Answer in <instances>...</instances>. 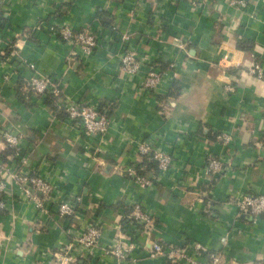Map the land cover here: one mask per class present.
<instances>
[{
    "label": "crops",
    "instance_id": "crops-1",
    "mask_svg": "<svg viewBox=\"0 0 264 264\" xmlns=\"http://www.w3.org/2000/svg\"><path fill=\"white\" fill-rule=\"evenodd\" d=\"M245 1L0 0V130L25 135L29 167L52 183L55 198L81 199L72 217L58 215L55 198L40 213L8 180L0 264H59L50 255L94 220L104 226L98 247L71 264H116L105 251L117 243L130 249L127 264H181L169 250L192 244L221 252L223 264H264V216L252 222L232 203L264 194V76L249 73L254 62L264 70V0ZM67 25L96 33L92 55L74 57L50 31ZM126 33L145 64L135 77L121 70ZM150 66L168 71L155 91L143 88ZM33 74L60 79L70 100L111 109L100 155L45 97L19 96ZM221 134L233 142H218ZM145 139L173 158L170 171L148 173L147 189L113 169L142 164ZM7 149L0 137V164L12 166ZM209 154L225 163L215 178L206 173ZM136 202L154 214L148 230L129 219ZM155 243L163 252L155 254Z\"/></svg>",
    "mask_w": 264,
    "mask_h": 264
},
{
    "label": "built area",
    "instance_id": "built-area-1",
    "mask_svg": "<svg viewBox=\"0 0 264 264\" xmlns=\"http://www.w3.org/2000/svg\"><path fill=\"white\" fill-rule=\"evenodd\" d=\"M142 1L146 0H138V2ZM230 4L242 8L247 6L245 0H230ZM50 31L58 35L74 49L72 52L74 57L90 56L99 47L98 36L91 29L76 30L72 26L67 25L58 28L51 27ZM121 38L124 44V52L121 57V70L125 75L132 77L138 76L145 65L144 61L132 44L131 35L127 33L122 34ZM179 46L182 47L181 44ZM173 67L172 65L170 66L171 69ZM29 68L31 71H34L36 67L31 64ZM263 71L262 65L254 62L250 67L249 73L258 78H262L264 76ZM167 73L168 71L163 70L160 66H150L143 80V88L151 91L157 90L164 83ZM27 87L34 95L42 97L52 95L59 97V109L66 113L71 122L82 129L85 137L95 142L90 149L92 154L100 155L103 152L100 141L105 138L110 128L108 114L110 110L108 108L102 109L100 106L78 103L66 98L63 95L62 81L50 76H37L33 74L27 79ZM0 137L5 142L7 148L14 150L11 157L13 161L11 165L13 167L8 164H0L1 172L7 176V179L0 183V211L6 208L5 193L7 191V181L11 180L24 190L40 213H48L49 203L55 198L53 195L55 188L40 173L30 169L29 159L24 156L22 150L25 135L13 129L5 128L0 130ZM217 139L218 142L225 146L233 142V137L230 134H221ZM138 154L141 157L150 156L151 159L156 160L158 162L159 173H166L173 166L172 156L161 149L155 148L146 139L138 143ZM14 162H16L15 168ZM137 166L136 164L125 166L117 165L113 169L116 173L131 179L140 188H151L154 183V177L140 174ZM224 169V161L212 154L207 156L206 173L209 176L214 178L220 176L224 172ZM55 199L58 201V215L61 218L74 216L78 210V204L81 201L80 198L74 196L66 199L59 197ZM211 203L212 199H209L208 204ZM232 203L238 208L240 214L248 216L252 222H256L264 216V194H258L256 196L245 195ZM130 207L129 219L131 222L141 226L145 230L151 228L154 224V214L139 202L132 203ZM103 231V224L99 220H94L84 228L81 234L74 237L71 243L65 244L64 248L50 256L52 259L58 261L59 264H71L86 255H93L99 245ZM153 250L155 254L161 253L163 252V247L155 243ZM105 254L115 258L116 264H127L130 258V249L124 244L117 243L109 247L105 251ZM169 257L181 264H223V254L221 252H212L201 244L186 245L177 250L172 248L169 250Z\"/></svg>",
    "mask_w": 264,
    "mask_h": 264
},
{
    "label": "trees",
    "instance_id": "trees-1",
    "mask_svg": "<svg viewBox=\"0 0 264 264\" xmlns=\"http://www.w3.org/2000/svg\"><path fill=\"white\" fill-rule=\"evenodd\" d=\"M9 54H10V51L8 52V55ZM161 68L163 70H167V68L164 67V66H161ZM28 91H29V93H24L23 94L22 89L20 88L19 96L22 97V98L23 97L24 98H26V97L30 98V96H32L33 93L30 90H28ZM172 94H174V92H172ZM45 98L47 100L46 104L49 107H51L53 110L57 111L60 114H65L66 115L65 112H63L62 110L59 109V104H58V101H60L59 97L52 96V95H47ZM110 111H111V109H110ZM109 113L110 112H108V114ZM13 153H14V150L8 148L7 151H6V156L5 157H9V156L12 157ZM143 159L144 160H143L142 164L137 166V168L139 170V173L142 174V175H145V176L148 175V173L158 174V162L156 160L151 159L150 156H145V157H143ZM129 210L131 211L130 208H129Z\"/></svg>",
    "mask_w": 264,
    "mask_h": 264
},
{
    "label": "water",
    "instance_id": "water-1",
    "mask_svg": "<svg viewBox=\"0 0 264 264\" xmlns=\"http://www.w3.org/2000/svg\"><path fill=\"white\" fill-rule=\"evenodd\" d=\"M109 168H112V166H108ZM109 171V169H107Z\"/></svg>",
    "mask_w": 264,
    "mask_h": 264
}]
</instances>
